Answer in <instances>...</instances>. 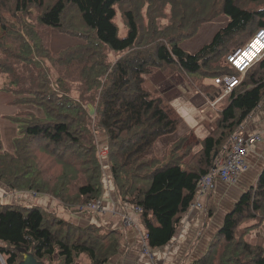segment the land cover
Listing matches in <instances>:
<instances>
[{"label": "trees", "instance_id": "16d2710c", "mask_svg": "<svg viewBox=\"0 0 264 264\" xmlns=\"http://www.w3.org/2000/svg\"><path fill=\"white\" fill-rule=\"evenodd\" d=\"M219 17L227 18L209 42L196 52L183 48ZM0 27V92L42 112L13 118L12 150L4 149L0 126V184L14 195L45 193L73 211L113 190L122 204L141 208L146 252L171 244L200 178L264 108V55L242 73L229 60L264 29V0H0ZM52 31L79 42L54 51ZM159 70L189 77L204 96L224 93L216 79L239 77L197 149L184 134L162 155L156 151L159 139L181 126L147 85ZM6 197L0 195V264H18L25 252L47 264H106L119 253L121 229L75 224L57 210ZM206 209L208 219L215 208ZM263 225L264 169L204 255L182 264H264Z\"/></svg>", "mask_w": 264, "mask_h": 264}, {"label": "crops", "instance_id": "0c3cea01", "mask_svg": "<svg viewBox=\"0 0 264 264\" xmlns=\"http://www.w3.org/2000/svg\"><path fill=\"white\" fill-rule=\"evenodd\" d=\"M196 37L192 38V40L189 39L184 41L182 43L183 48L188 50L184 46V44H187L191 48L188 51L195 52L199 50L204 44H200L204 38H201L200 40L199 37ZM58 38H60V41L58 42L59 46H61L63 39L69 41L72 39L73 44L79 42V39L72 38L65 34H59ZM52 42L54 44V41ZM156 75L157 73L153 77L148 78L146 82L155 93L161 96V91L165 87L167 89L168 86H172L173 90H177L178 92H180L181 89H191L187 92L189 98L186 97L182 107H176L174 108V112L172 114L170 113L173 117L180 118L181 126L179 130L175 134L167 135L159 139L156 145L157 153L162 155L170 142L184 134L189 136L190 144L192 143L194 149H197L200 146V139L204 138L215 127V121L219 109L224 105L226 96L202 95L193 84L187 81L189 77L183 74L177 76L174 75L170 78H164L163 76L158 75L157 79L154 80ZM161 83H164L163 89L160 88ZM196 92H199V94H196ZM2 96L10 99L8 103H13V95L5 93ZM163 99H165V97H163ZM214 102L216 103V108L213 107L214 113H211V111H209V113L206 112L205 106L208 105L211 108V104ZM23 107L26 109L23 111L20 109V112L22 113L26 111H34L38 115H41V110L33 105H24ZM166 109L169 111L167 107ZM0 114L4 121L3 124L0 122L3 129V138L5 136L8 138L9 144L12 146L9 147V149L12 150V140L17 136V125L15 122H12L15 116L12 118L4 113ZM243 133L252 137L258 135L260 139H256L253 141L254 143L252 142L249 144L250 148L246 155L249 167L241 173L237 184L229 185L221 179L215 178L213 185L199 198V201L203 204V208L198 209L193 206L172 243L155 251L152 250L151 252H146L144 250L146 240L142 235V227L139 223L138 215L133 212L131 207H127L125 204H122L117 200L113 190H111V194L107 193V195L103 197V211H98L101 213L99 214L101 215L100 219H97L96 217L93 218L90 214H87L89 212L64 210L61 208L60 203L56 198L48 195L42 198H32L29 196L28 200L21 201H23L22 203L39 202V204L49 210H57L60 216L75 224L88 225L97 223L99 225H104L107 228L121 229L124 233L119 253L116 258H112L106 264H182L186 260L194 261L204 255L211 240L222 226L226 213L233 209L236 201L242 193L255 183L258 175L264 169V108L255 113L253 118H251L246 124ZM209 195H211V197L215 196L218 206L217 215L212 216L210 220L207 219L206 214L207 203L210 200V198H208ZM125 215H130L132 219L130 224H125ZM206 222L207 225L205 231L203 235L200 236V231H202Z\"/></svg>", "mask_w": 264, "mask_h": 264}, {"label": "rangeland", "instance_id": "374dc122", "mask_svg": "<svg viewBox=\"0 0 264 264\" xmlns=\"http://www.w3.org/2000/svg\"><path fill=\"white\" fill-rule=\"evenodd\" d=\"M222 18H227V17H222ZM118 22H119V24L120 25H122V18L121 17H119V19H118ZM225 23V21L223 20V19H221V17H219L217 20H215L214 22H211V23H208V24H206V25H204L203 26V28L194 36V37H199L200 38V40H201V38H204L201 42H200V44H203V43H205L206 41H210L211 40V38L213 37V35L218 31V27L219 26H221L222 24H224ZM0 34H2V30H1V27H0ZM59 32H57V31H52V34H51V36H52V41H54V44H53V42H52V49L54 50V51H59L60 49H63L64 47H67V46H69V45H73V43H72V39H70V41L69 40H67V39H63V41H62V44H61V46H59L58 45V42L60 41L59 39L60 38H58V36H59ZM58 35V36H57ZM194 37H192V38H194ZM196 37V38H197ZM72 38H75V37H72ZM208 39V40H207ZM192 40V39H191ZM188 44H190V43H188ZM184 46L189 50V49H191L190 47H189V45H185L184 44ZM191 52V51H190ZM196 52V51H195ZM157 73V75H156V77H155V79L154 80H156L157 79V76L158 75H161V76H163L164 78L166 77V78H170V77H172V76H174V75H179V73H176V74H174V75H172V76H166L161 70H159V71H157L156 72ZM156 73H154L153 75H151V76H148V78H151V77H153ZM181 77V76H180ZM182 78V77H181ZM178 81H180V80H178ZM189 83H190V79H188L187 80ZM199 82H208L207 80H201V79H199ZM163 87H164V83H161L160 84V88L161 89H163ZM191 90V89H190ZM190 90H182L181 89V91L180 92H178L177 90H173V88H172V86H168V88L166 89V87L161 91V94H162V96L163 97H165V99H164V104L166 105V107L169 109V112L172 114L173 112H174V108H176V107H182V104H183V102L185 101V99H186V97H188L189 98V95H188V91H190ZM199 91V90H198ZM200 92V91H199ZM199 92H196V94H199ZM5 94V92L4 93H0V107H1V112L0 113H4L5 115H8L9 117H14V116H19L20 114L21 115H25L24 113L25 112H20V109L23 111V110H25L26 108L25 107H23L24 105H22V104H20L21 106H18V105H15L14 103H8L9 101H10V99L8 98V97H5V96H2V95H4ZM8 103V104H7ZM4 104H6V105H4ZM90 106H92V105H89V107ZM93 107V106H92ZM213 107H215V106H211V108H210V106H208V105H206L205 106V110H206V112H208L209 113V111H211V113H214V108ZM94 108V107H93ZM216 108V107H215ZM91 110V109H90ZM94 112H95V108H94ZM94 112H91V113H94ZM41 114H42V112H41ZM1 115V114H0ZM0 122L3 124L4 123V121H3V119L1 118V116H0ZM12 122H15L14 121V119L12 120ZM15 124L17 125V123L15 122ZM19 124H22V121L20 120L19 121ZM106 140V138H105V136H102L101 137V139H100V143L102 142H104ZM103 146V144H101V147ZM9 147H12L10 144H9V140H8V138L5 136L4 137V149H8V150H10L9 149ZM105 147V146H104ZM105 153V151H103V154ZM106 155V154H105ZM104 155V156H105ZM103 173H104V176L106 177V178H110L111 177V172H110V169H109V167H108V161H107V159L106 158H104L103 159ZM227 184H231V183H227ZM5 185L4 184H0V195H2V196H4V197H6V199L8 200V199H11V198H13V199H17V200H28L29 198V196H31L32 198H42V197H45V196H47V194H45V193H35V192H32V191H21V193H18V194H16V195H14V194H10V192L6 189V187H4ZM248 190V189H247ZM246 190V191H247ZM107 191H106V193L102 196V198L100 199V201H101V208H102V202H103V197L105 196V195H107ZM48 196H50V195H48ZM208 198H210V200H209V202L207 203L208 204V207H214L215 208V211H214V213H213V215L212 216H216L217 215V201L215 200V196H213V197H211V195H209L208 196ZM237 202V201H236ZM39 203V202H38ZM87 205V204H86ZM85 205V206H86ZM85 206H82L81 208V211H84V212H89V213H87V214H90L93 218L94 217H96L97 219H100L101 218V215H99V214H101V213H99L98 212V210H96V209H86V207ZM80 211V210H79ZM228 213V212H227ZM226 213V214H227ZM211 216V217H212ZM211 217L210 218H208V220H210L211 219ZM261 233H262V235L264 236V225L262 226V228H261ZM257 236H258V233H251L249 236H248V239L250 240V241H255V239L257 238ZM123 238V237H122ZM122 238H121V240H122ZM117 257V255L116 256H114L113 258H116ZM45 263V262H44ZM77 264H82L81 263V261H79V263H77Z\"/></svg>", "mask_w": 264, "mask_h": 264}, {"label": "built area", "instance_id": "2783aa9c", "mask_svg": "<svg viewBox=\"0 0 264 264\" xmlns=\"http://www.w3.org/2000/svg\"><path fill=\"white\" fill-rule=\"evenodd\" d=\"M259 42L261 44V48L264 49V29H261L257 32L255 37V42ZM254 47V46H253ZM260 48V49H261ZM256 49V48H255ZM258 49L257 51H259ZM246 50L251 51L250 48H246ZM245 53V52H244ZM238 54V51L233 53L229 56L230 60H234V62L237 63L238 70L241 72H244L250 65L251 61L250 59H242V57H239L237 61H235L234 57H236ZM255 54V53H254ZM262 55H264V50L261 51L258 58H260ZM217 81L223 82L225 93L230 92L234 85L238 82V78L236 76H227L224 78V80L218 79ZM212 106H215V102L211 104ZM260 139L258 135L256 136H248L244 134L243 132L236 136L234 139V144L232 149L223 157L221 158L216 168L213 171H210L206 174H204L199 182H198V195H204L206 191L209 190V188L213 185L214 177L217 176L220 179H222L226 183L235 184L237 183L239 176L242 172L248 169L249 162L247 161L246 155L248 153L249 144L252 143L254 140ZM254 143V142H253ZM105 148L104 150H106ZM195 208H201L202 203L198 200L195 201L192 204ZM88 209H101V201L94 200L93 202H90L85 206ZM137 212H141L140 207H136ZM126 222L130 223L129 218H126Z\"/></svg>", "mask_w": 264, "mask_h": 264}, {"label": "water", "instance_id": "95a60500", "mask_svg": "<svg viewBox=\"0 0 264 264\" xmlns=\"http://www.w3.org/2000/svg\"><path fill=\"white\" fill-rule=\"evenodd\" d=\"M91 112H94V108L90 106ZM18 264H45L42 261L36 259L32 252H25L24 258Z\"/></svg>", "mask_w": 264, "mask_h": 264}, {"label": "bare ground", "instance_id": "6f19581e", "mask_svg": "<svg viewBox=\"0 0 264 264\" xmlns=\"http://www.w3.org/2000/svg\"><path fill=\"white\" fill-rule=\"evenodd\" d=\"M253 46L254 48H256L257 50L261 48V44L259 42H254L253 43ZM253 53L252 51H248L247 53L244 54V57H247V58H252L253 57ZM243 59V58H242ZM240 82V81H239ZM74 176V175H73ZM67 178V177H66Z\"/></svg>", "mask_w": 264, "mask_h": 264}, {"label": "clouds", "instance_id": "9594fccd", "mask_svg": "<svg viewBox=\"0 0 264 264\" xmlns=\"http://www.w3.org/2000/svg\"><path fill=\"white\" fill-rule=\"evenodd\" d=\"M256 34H257V33H256ZM255 37H256V35H255L254 38L251 40V41H253V43L255 42ZM191 39H192V38H191ZM206 43H207V42H206ZM204 44H205V43H204ZM204 44H203V45H204ZM203 45H202V46H203ZM202 46H201V47H202ZM185 50H186V49H185ZM263 50H264V49L261 48V51H263ZM255 51H257V50H255ZM259 51H260V50H259ZM259 51H257V52H259ZM257 54H259V53H257ZM256 59H258L257 56L255 57V60H256ZM229 60H230V59H229ZM251 64H252V63H251ZM238 71H239V70H238ZM239 72H241V71H239ZM241 73H242V72H241ZM234 76H235V75H234ZM236 77H237V76H236ZM237 78H238V82H239V77H237ZM217 80H218V79H217ZM220 80L223 81L224 78H220ZM238 82L234 85V87L238 84ZM219 83L223 85V82H220V81H219ZM223 86H224V85H223ZM234 87H233V88H234ZM224 89H225V88H224ZM224 91H225V90H224ZM228 93H229V92H228Z\"/></svg>", "mask_w": 264, "mask_h": 264}]
</instances>
